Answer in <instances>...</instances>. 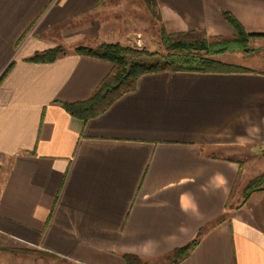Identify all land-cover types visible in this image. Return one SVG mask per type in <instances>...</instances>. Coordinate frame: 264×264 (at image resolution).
<instances>
[{"label":"crops","instance_id":"crops-1","mask_svg":"<svg viewBox=\"0 0 264 264\" xmlns=\"http://www.w3.org/2000/svg\"><path fill=\"white\" fill-rule=\"evenodd\" d=\"M155 1L170 32L231 35L226 11L264 34V0ZM130 6L0 0V76L13 63L0 80V261L171 264L196 241L174 264H264V191L241 203L264 171L263 71L143 74L86 121L62 106L113 68L73 48L121 42ZM59 43L66 55L26 60Z\"/></svg>","mask_w":264,"mask_h":264},{"label":"trees","instance_id":"trees-1","mask_svg":"<svg viewBox=\"0 0 264 264\" xmlns=\"http://www.w3.org/2000/svg\"><path fill=\"white\" fill-rule=\"evenodd\" d=\"M149 11L161 20L160 12L155 0H144ZM225 20L233 29L231 37H215L211 41H186L175 38L173 34L160 29V40L166 53L138 50L122 45L119 42H101L95 47L78 45L73 52L110 62L113 68L109 75L99 84L95 92L86 100L78 102H62L65 110L86 121L88 118L102 113L117 98L134 90L140 76L147 73L162 71H191V72H237L246 70L240 66L223 63L214 56L230 51H249L248 45L252 37H264V34L247 33L239 21L230 13L223 11ZM178 36H185L187 31L177 32ZM61 46H54L43 51L35 52L26 60L29 62H51L66 55ZM13 63H9L0 76V80L7 74ZM264 153V150H262ZM264 190V171L247 181L242 190V201H247L251 195ZM196 243L193 241L173 252L171 264L184 257ZM129 264H141L137 257L126 255Z\"/></svg>","mask_w":264,"mask_h":264},{"label":"rangeland","instance_id":"rangeland-1","mask_svg":"<svg viewBox=\"0 0 264 264\" xmlns=\"http://www.w3.org/2000/svg\"><path fill=\"white\" fill-rule=\"evenodd\" d=\"M131 6L124 13V25L118 24L119 29H125L121 42L122 45H127L138 50H146L150 52H158L165 54L166 50L160 40V29L164 28L166 33H171L175 38H180L186 41L208 40L211 41L215 37H231V35H214L209 34L203 29H187L185 36H178L177 32H170L165 28L162 21L157 19L156 15L149 11L144 0H130ZM122 18L120 19V21ZM72 25V24H71ZM58 46L69 51L68 45L59 43ZM249 51H230L221 55H216L214 58L221 62L230 63L233 65L246 67L249 69L264 72V37L250 38ZM249 177L257 173L251 170ZM263 172V171H262ZM249 173V172H248ZM264 191V190H259ZM6 260H1L0 264H65L57 263L50 259L49 256L40 255L37 253L18 252L16 254H5ZM35 259V260H34Z\"/></svg>","mask_w":264,"mask_h":264}]
</instances>
